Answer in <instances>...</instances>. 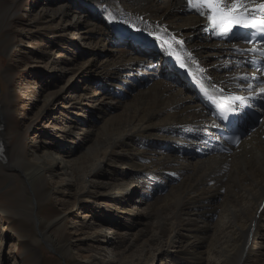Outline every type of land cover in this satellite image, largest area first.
Wrapping results in <instances>:
<instances>
[{
    "label": "bare ground",
    "instance_id": "6f19581e",
    "mask_svg": "<svg viewBox=\"0 0 264 264\" xmlns=\"http://www.w3.org/2000/svg\"><path fill=\"white\" fill-rule=\"evenodd\" d=\"M263 1L243 0V3L249 7ZM46 2L56 5L55 8L36 13L27 33H36L34 38H37L39 30L45 29L50 34L46 38L47 49L53 52L54 47H60L58 50L68 57H64V63L61 59L50 61L58 63L53 69L66 79L58 91L52 90L43 96L42 107L44 111H54L51 107L60 100L64 103L60 107L63 120L68 123L65 115H72V120L69 118L72 125L66 131H56L65 141L59 137L56 142L39 140L29 149L18 144L12 150L6 139L0 104L3 167L0 181L8 183L5 186L8 189L14 187L9 194L12 204L0 208L3 219L0 256L10 234L20 239L21 256L27 255L32 262L40 264L36 243L28 239L33 223L37 224L42 241L50 242L51 248L54 246V238L48 231L62 223L65 215L60 214L47 223L39 216V205L50 195L49 183L54 185L56 194H63L59 188L69 190L73 185L74 190L81 193L73 205L76 202L88 204L87 199L92 200L87 212L100 223V229L84 221L79 231L74 226L89 244L98 248L92 250L98 257L92 256L90 262L148 264L156 257L160 262L163 257H171L180 264H205V259L198 255L207 240L206 264H251L252 254L264 256V222L261 220L264 215V103L256 106L258 113H263L261 122L236 147H229L227 154H219L216 149L222 141L214 132L215 122L170 64L175 54L191 56L210 84L256 94L264 85L256 84L260 73L243 59L240 45L215 42L189 0ZM15 15L10 14L8 19ZM9 43L1 42L6 53L12 46ZM154 48L159 52H153ZM109 52H115V56L109 55L114 56L112 59L106 57ZM84 54L88 59L81 63ZM122 78L126 82L127 78L136 80L134 92L123 86L117 88ZM142 82H147L143 90ZM82 110L93 116L84 118ZM97 113L99 117H95ZM90 120L92 127H89ZM96 120L100 122L98 126ZM73 128L79 129V134ZM155 136L160 140L152 141L151 137ZM136 144L142 149L136 150ZM84 145L82 154L76 155ZM13 151H17V156L12 160ZM188 155L202 159L189 162ZM108 156L111 161L114 159L115 165L125 167L110 165ZM21 162L31 169L21 168ZM103 165L106 169L100 170ZM107 169L109 178L100 179ZM9 170L20 173L9 174ZM134 183L140 184L142 191L133 206L130 187ZM165 191L169 193L155 208L159 193ZM215 217L217 220L213 222ZM104 224L116 230L121 227L131 230L141 225L134 240L139 239V235L150 236L133 247L132 243L126 245L125 235L104 231ZM257 237L262 239L261 244L256 245ZM173 238L178 250L171 254L167 244H171ZM249 240L253 241V247L248 246ZM106 244L112 246L111 250L105 249ZM122 245L124 249H141L129 260L121 261L127 252V249L121 250ZM152 245L156 246L155 254ZM254 245L260 250L254 251ZM70 249L69 243H65L58 250L63 256L73 258ZM258 263L264 264V260Z\"/></svg>",
    "mask_w": 264,
    "mask_h": 264
},
{
    "label": "rangeland",
    "instance_id": "374dc122",
    "mask_svg": "<svg viewBox=\"0 0 264 264\" xmlns=\"http://www.w3.org/2000/svg\"><path fill=\"white\" fill-rule=\"evenodd\" d=\"M46 1L48 0H0V104H2L3 106L4 120H5L3 121H4L5 132H6V139L9 142V145L11 147L10 149L12 150L18 144L19 145L21 144V146L23 147L25 146L26 149H29L30 145H32L34 141L38 142L39 140H42L43 142H51L53 140V142L54 141L56 142V138L59 137V139L65 141V139L60 137L61 134L56 133V131L57 130L58 132L62 130L66 131L69 129L70 125H72L69 123L73 118L72 115H65V117L68 118V121H69L68 123H66L63 120L64 117L61 114L62 108L60 107L63 106L64 103H62L60 100H58L57 102L55 101V106L51 107L52 109H54V111H51V110L44 111L42 107L44 103L43 96L48 94L52 90L58 91L64 85V80L66 79L65 77L63 78V76L59 77L60 75L57 73V69H53L58 63L51 64L50 61L52 59L53 60L61 59V62L64 63L63 59H66L68 57L67 54L64 53L65 54L64 55L62 51L58 50L60 47H54L53 52L47 49L49 48V45H48L49 42H47L46 38H49L47 36H50V34H48L45 29L39 30V34L37 35V38L36 37L34 38V34L36 35V33L34 34L32 32L29 34L27 33L29 32L28 25L29 23L31 24L32 22L31 19L32 17L36 15V13H39L42 9L45 10L47 8H50V9L55 8L56 5L48 4V2ZM122 1H127V0H122ZM160 1L161 0H159V3ZM162 1L165 2L166 0H162ZM12 13H16V15L13 18L8 19V16ZM2 41L8 42V43L10 42L9 44L12 45L9 48L7 53L1 47ZM60 46L62 47V45ZM152 51L157 52V53L159 52L156 48H154ZM40 52L42 53L43 57L40 56ZM111 53L115 56V52H109L106 55V57L109 56ZM113 57L109 56V59H112ZM87 59H88V55L84 54L80 58V61L81 63L82 62L84 63ZM220 64L223 65L224 62L222 61L220 62ZM135 81L132 78V81L131 79H128V81L126 82L125 78H122L119 85L117 84V88H122L123 86V89L130 88V90L134 92L135 85L133 84L134 83L136 84ZM138 81L140 82V80ZM146 83L147 82H144V83L142 82V84L140 85L141 90H143V88L147 85ZM136 87L139 88L138 86ZM79 90H80V87H79ZM79 90L76 92L77 94L80 93ZM112 104L114 105V102H112ZM82 113L85 116L84 118L93 116V115H90L87 110H85ZM98 114L99 113H97L96 114L97 116L95 117H99ZM261 116L263 119V113ZM69 118L71 120H69ZM96 122H98L97 123V126H98L100 123L99 120H96ZM90 123H91V120H90ZM66 125L68 126L66 127ZM92 126L94 125L91 123L89 127H92ZM73 130L76 133L79 131V129H74V128ZM77 134H79V132ZM157 139L160 140V137L158 136L151 137V140L154 142L157 141ZM92 142H90L89 145H91ZM86 144L87 142L85 143V145ZM85 145L82 146L80 149H78V151L76 152V155L80 153L82 154V152L84 151ZM134 148L136 150L142 149V148L140 149V147L138 148V144H136ZM13 152H14L13 154L12 152H10V154H12L11 155L12 160L14 159V157L16 158L17 156V151L16 152L13 151ZM108 159L110 161V165L120 166V165H115L116 163L114 162V159L113 161H111L112 159L110 156H108ZM187 159L189 162H195L202 158L201 156L196 157L194 155H188ZM20 167L25 170L31 169V167L25 162H21ZM123 167L125 166L122 165L118 168L122 169ZM0 168L3 169L1 165V160H0ZM104 169H106V165H103L102 167H100V170H104ZM108 171H109L108 169L104 171L105 173H102L103 176H100V179L105 180V178H109ZM8 173L13 174V175H16V174L18 175L20 172H12L11 170H9ZM3 183H4L3 181L2 182L0 181V208H7L8 206L12 204L10 200L11 196L9 194L11 193L10 192L11 190H14V187L8 189L5 186H8L9 184L4 183L5 184L4 185ZM53 187H54L53 184L51 183L48 184V191L50 192V195L47 201L39 205V216L43 219L44 223L49 222V220L51 221L54 217L60 214H64L65 216H64L62 223H59L57 226L53 227L51 230L48 231L54 238V241H53L54 246L52 248L50 247V242L46 243L42 241L43 238L38 233L37 224L36 223L31 224L28 239L29 241H35L36 243L37 251L39 253L40 260H41L40 264H97V261L90 262L89 259H91L92 256L98 257V254L93 253L92 251L98 248L96 247V245L89 244V240L84 238L85 235H81L76 232V230L79 231L80 225L83 221L85 223H89V224L91 223L93 225L95 224V226L98 229H100V226H98L100 225V223L98 224V222L96 221V218L92 217L91 213L88 214L89 211L87 212L88 206H92L91 204L92 200L87 199L88 204L76 202L75 205H73V203L78 198H80L79 196L81 194L80 192H77L76 190H74L73 185H72V188L69 190L59 188V191L61 192L64 191L63 194L61 193L56 194L55 193L56 189H54ZM131 187H130V192H133L132 194L133 203L131 205L134 206L135 205L134 203H137V201H139L140 192L142 191V187L140 184L137 185L135 183L132 184ZM167 192L169 193V191ZM167 192L165 191L162 194L159 193V195L161 196L155 208L161 205V198L164 197L166 194H168ZM33 205H34V209L36 210V201L34 199H33ZM218 209L219 208H216L217 212L219 211ZM137 210L140 212L141 208L140 210L139 209ZM262 214H264V212H262ZM100 216H104V215H100ZM207 217L209 216H206V218ZM262 218L263 219L261 220L264 222V215H262ZM2 220L3 219H1L0 217V227L3 222ZM216 220L217 219L215 217L213 219V222H215ZM75 225H76V230L74 229ZM141 227H142L141 225H137L131 228V230H128L125 227H121L120 229L116 230L114 226L104 224L103 230L109 232L110 234H114L117 232L122 235H125L126 240H127L126 245H128V243L130 244L132 243L131 245H133V247H138L141 241H144L146 238H149L150 236V234L146 235L147 237L146 236L140 237L139 235V239L137 238L138 240L137 239L134 240V237L138 236V233H139L138 230L140 231ZM144 232L145 230L143 231V233ZM80 238L81 240H77ZM259 238L260 237H257L255 241L256 245L262 243V239L261 238L259 239ZM174 240L176 239L173 238L172 240H170L171 244H167L168 245L167 247L171 251V254L175 253L178 250V247H177L178 243H175L176 245H174L173 244ZM208 242L209 240L205 242V245H204L205 247L201 249L202 251L200 253L202 255L200 253L198 255V257L202 256L201 258L205 259V264L209 257L208 251L206 252ZM251 242L253 241H250V240L248 241V246L253 247V243ZM65 243H69L70 248H71L70 250L74 254L73 258L72 257L70 258L68 256H63L62 254H60L59 252L60 250L58 249L60 246L64 245ZM90 246L93 248H91ZM105 247H106L105 248L106 250H111L112 246H110L109 244H106ZM254 248H255L253 249L254 251L259 249L255 245H254ZM123 249H124V246L122 245L121 250ZM125 249H127L126 250L127 252L123 255V257L121 258V261H124L125 259L129 260L131 257L139 254L141 248H138L137 250H135L133 248L126 247ZM155 249H156V246L152 245L153 254L156 253ZM1 250H2L3 255L1 254L0 256V264H11L12 262L16 260L20 261L19 262L20 264H35L34 262H32L33 260H31L29 256L27 255H24L25 257L21 256L20 253L22 251V247L20 245V239L16 237L15 235L12 236L9 234V239H7L4 242ZM251 257H252L251 264H260L258 263L259 260L261 259L264 260V256H260L259 253L252 254ZM179 258H182V257L180 256ZM163 259H164L162 260L163 262H160L158 261V258L156 257L154 260L149 261L148 264H180L181 263V262L177 263V261L176 262L172 261L171 257H168V258L163 257ZM113 264H116V263L114 262Z\"/></svg>",
    "mask_w": 264,
    "mask_h": 264
},
{
    "label": "snow or ice",
    "instance_id": "6c2138e0",
    "mask_svg": "<svg viewBox=\"0 0 264 264\" xmlns=\"http://www.w3.org/2000/svg\"><path fill=\"white\" fill-rule=\"evenodd\" d=\"M189 5L202 15L205 14L202 9H206L208 19L220 29L219 35L229 34L237 25L249 26L246 20L250 12L243 0H227V3L224 0H189ZM259 7L264 9V4ZM261 93L264 94V89Z\"/></svg>",
    "mask_w": 264,
    "mask_h": 264
}]
</instances>
